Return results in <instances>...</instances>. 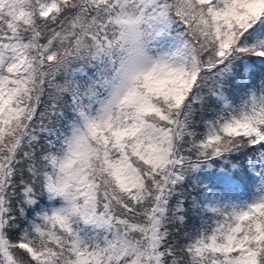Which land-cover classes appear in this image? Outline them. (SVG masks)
Returning a JSON list of instances; mask_svg holds the SVG:
<instances>
[{
  "label": "snow or ice",
  "instance_id": "1",
  "mask_svg": "<svg viewBox=\"0 0 264 264\" xmlns=\"http://www.w3.org/2000/svg\"><path fill=\"white\" fill-rule=\"evenodd\" d=\"M0 264H264V0H0Z\"/></svg>",
  "mask_w": 264,
  "mask_h": 264
}]
</instances>
